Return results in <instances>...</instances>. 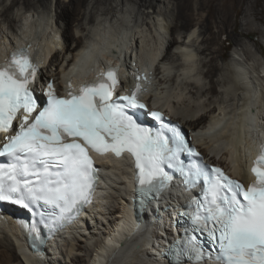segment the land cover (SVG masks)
I'll use <instances>...</instances> for the list:
<instances>
[{"label": "bare ground", "instance_id": "6f19581e", "mask_svg": "<svg viewBox=\"0 0 264 264\" xmlns=\"http://www.w3.org/2000/svg\"><path fill=\"white\" fill-rule=\"evenodd\" d=\"M170 1H0V60L5 51L17 43L29 44L40 51L46 46L56 49L41 66L37 85L52 81L60 93L67 82L74 81L77 85L85 78L83 75L94 73L95 65L116 56L124 61L127 72H133L138 62L149 58L154 65L150 72L154 71L156 80L153 93L156 99L149 97L150 104L163 108L187 129L201 131L203 136L196 138L197 146L212 164L225 167L242 179L248 178L244 171L247 155L258 142L259 134L264 137V96L257 93L258 103L256 90L251 93L247 89L242 79L249 72L240 68V63L229 62L231 65L227 64L226 69L229 76H226L216 62L218 57L224 56L219 41L231 21V13L242 14L240 22L246 19L247 11H251V15L262 22L255 8L259 0H173L169 9ZM243 5L247 6V11L243 10ZM118 12L126 21L120 22L114 30L113 25L120 21ZM98 17L101 19L97 20ZM192 21L197 22L195 26L185 27ZM196 29L197 37L190 40ZM152 32L155 39L160 35L155 45L150 39ZM258 32L264 37V30L258 29ZM169 33L173 39L166 36ZM224 39L232 40V37L226 35ZM191 41L192 47L188 45ZM249 44L256 48L255 56L259 55L263 63L264 49L254 41H236L242 59L249 63L254 60L255 56L247 50ZM196 54L201 65L197 72L194 71ZM218 86L224 91L214 94ZM149 88L147 86L146 90ZM235 88L245 95L238 98L233 109L224 103L229 96L235 101L232 97ZM217 97L219 102L214 100ZM200 98H207V102L200 104ZM212 104L216 106L211 108ZM105 171L109 186L98 203L89 208V221L83 223L85 227L69 228L67 234L58 237L39 256L26 253L15 225L7 219L0 220V264H158L156 251L149 248L153 241L160 245L164 237L172 234L162 213L170 203L165 202L166 208L159 207L150 217L134 223L128 209L131 193L128 165L107 163ZM178 196L172 191L168 198L179 202ZM148 227L152 231L149 241L146 238L150 233Z\"/></svg>", "mask_w": 264, "mask_h": 264}, {"label": "snow or ice", "instance_id": "6c2138e0", "mask_svg": "<svg viewBox=\"0 0 264 264\" xmlns=\"http://www.w3.org/2000/svg\"><path fill=\"white\" fill-rule=\"evenodd\" d=\"M115 72L109 69L66 98L48 83L44 103L29 87L37 71L25 51L0 65V158H7L0 162V203L32 211L47 206L59 210L58 219L70 218L90 200L96 169L89 150L116 156L128 151L136 158L139 183L163 187L169 177L161 165L175 166L181 151L193 150L178 130L168 129L167 137L140 126L129 111L146 107L138 100L140 86L114 98ZM151 116L161 121L159 112ZM251 171L254 182L245 188L218 168L214 178L200 168L189 170L190 180L203 176L205 189L203 203L188 213L192 234L186 231L180 241L186 264H205L206 256L213 264H264V147Z\"/></svg>", "mask_w": 264, "mask_h": 264}, {"label": "rangeland", "instance_id": "374dc122", "mask_svg": "<svg viewBox=\"0 0 264 264\" xmlns=\"http://www.w3.org/2000/svg\"><path fill=\"white\" fill-rule=\"evenodd\" d=\"M0 1H8V0H0ZM172 1H170L169 9H171V7H172ZM259 3L260 4H258L255 8L260 13L259 17L262 18V22L259 21L258 17H256V18L253 17L251 15V13H252L251 11L250 12L247 11V6L246 5H243L242 8H243V10L246 9L248 15L246 16V19H243V21L240 20V22H239V19L241 17L242 18L244 17L242 14L236 15L234 13H231V17H230L231 21L229 22V24L226 27V32L224 34H221L222 36H221V39H220L219 42L222 43V44H221V46L218 45L221 48V51L224 54V56L223 57H218L217 62H216L220 69L223 68V73L226 76H229L228 75V71L226 70L227 69V64L231 65L229 62H232V61L235 62L236 61V62L240 63V65H241L240 68H242V69H244V70H246L247 72L250 73V74L247 73L245 75V77L242 79V81H243L244 84H246L248 86L247 89L252 91L251 93L255 92V90H256V98H257L258 103H259L258 98L260 96L257 95V93L264 96V62L262 63V59H260L259 55L255 56V54L257 53V50L251 44H249L247 46V50L250 51L253 56H255V57H253L254 60L251 63L246 62L245 60H243L242 59L243 58L242 57V52L239 51L240 48L236 45V41L237 40H243V41L248 40V41H251L249 39L244 38L243 36H256V39H255L254 42H257L258 44H260L262 46V48L264 49V37L258 32V29L264 30V0H259ZM127 4L129 5V3H127ZM119 12L117 13L118 14L117 18H120ZM202 16L203 17L206 16V11L203 12ZM99 18L100 17H98L97 20H99ZM122 18L119 19L120 21L117 24L113 25V29L114 30L116 29L117 26L120 25V22L126 21L125 19L123 20ZM160 18L163 20V17H160ZM166 18H167L166 20H168V22H169V18L167 16H166ZM163 22H165V20H163ZM196 23H197L196 21H192L191 24H186L185 27H188V28L193 27V26H195ZM68 24H69V20H68ZM109 25L111 27L112 23H109ZM197 31H198V29H196L194 35L190 38V40L191 39H195V37H197ZM152 34L153 35L150 36L151 37L150 39H152L151 43H153L155 45V43H157L159 41L157 39L160 38L159 37L160 35H156V38L157 37L158 38L155 39V35H154L153 32H152ZM121 35L122 34H120V36ZM226 35H231L232 40H227L226 41L224 39V38H226ZM166 36L168 38H170V39H173V37L171 36V33L167 34ZM174 36L178 37V35H174ZM76 38H79V35ZM179 38H181V37H178V39ZM156 40H157V42H156ZM182 40H183V38L180 39V41H182ZM153 44H152V46L154 47ZM191 44H192V41L188 45L192 47ZM193 47L196 49V46H193ZM150 49H152V48H150ZM195 57L196 58H194V60H197V65H194V66H196L194 68V71L197 72V71H199L201 69V65L199 66V64H198L199 56H197V54H196ZM246 85H245V87H246ZM222 91H224V88H222L221 86H218V87H216L214 94H217L218 92H222ZM257 91H259V92H257ZM234 93L236 94V96H233V95H235ZM242 94H243L242 90H239V89L237 90L235 88L234 92H233V95H232V97H235V101H233V100L231 101L230 96H229L228 99H226V103H224V105L227 106V104H229V107L230 108L232 107L234 109V107H236L235 104L237 103L238 98H241L243 95H245V94H243V95ZM209 97L210 96H208V98ZM219 97H217L214 100L219 102L220 101ZM203 102H207V98H200V104H202ZM255 105H257V104L255 103ZM214 106H216V105L212 104L211 108H213ZM237 110L238 109L236 108L235 111L237 112ZM256 111H259V109L256 110ZM256 111L254 112L255 115L257 113ZM260 113H263V112L261 111ZM137 235H139V234H136V236Z\"/></svg>", "mask_w": 264, "mask_h": 264}, {"label": "trees", "instance_id": "16d2710c", "mask_svg": "<svg viewBox=\"0 0 264 264\" xmlns=\"http://www.w3.org/2000/svg\"><path fill=\"white\" fill-rule=\"evenodd\" d=\"M243 37L246 39H249L251 41H255V39H256V36H243Z\"/></svg>", "mask_w": 264, "mask_h": 264}]
</instances>
